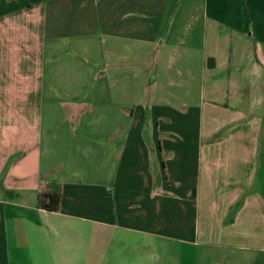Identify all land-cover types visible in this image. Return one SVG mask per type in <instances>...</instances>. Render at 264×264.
Here are the masks:
<instances>
[{
    "label": "crops",
    "instance_id": "obj_1",
    "mask_svg": "<svg viewBox=\"0 0 264 264\" xmlns=\"http://www.w3.org/2000/svg\"><path fill=\"white\" fill-rule=\"evenodd\" d=\"M263 124L264 0H0V264H264Z\"/></svg>",
    "mask_w": 264,
    "mask_h": 264
},
{
    "label": "trees",
    "instance_id": "obj_2",
    "mask_svg": "<svg viewBox=\"0 0 264 264\" xmlns=\"http://www.w3.org/2000/svg\"><path fill=\"white\" fill-rule=\"evenodd\" d=\"M62 202V188L51 186L39 191L37 195V204L39 208L49 211H59Z\"/></svg>",
    "mask_w": 264,
    "mask_h": 264
},
{
    "label": "rangeland",
    "instance_id": "obj_3",
    "mask_svg": "<svg viewBox=\"0 0 264 264\" xmlns=\"http://www.w3.org/2000/svg\"><path fill=\"white\" fill-rule=\"evenodd\" d=\"M260 133H262V134L259 135V137H260V142H259V143H260V149H263V151H264V124H263L262 127H261ZM221 136H222V135H221ZM263 160H264V157H263ZM261 179H264V174L262 173V171H260V173H259L258 181H260ZM263 185H264V181H263ZM237 208H238V207L236 206L235 209H237ZM252 240H253V243H254L255 241H258V242H260L261 240L264 241V239H263V238H260V237L253 238ZM259 240H260V241H259Z\"/></svg>",
    "mask_w": 264,
    "mask_h": 264
}]
</instances>
